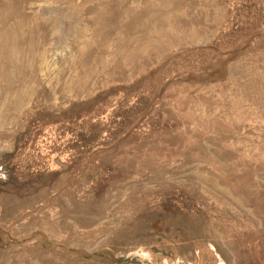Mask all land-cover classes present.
<instances>
[{
	"label": "rangeland",
	"instance_id": "1",
	"mask_svg": "<svg viewBox=\"0 0 264 264\" xmlns=\"http://www.w3.org/2000/svg\"><path fill=\"white\" fill-rule=\"evenodd\" d=\"M0 264H264V0H0Z\"/></svg>",
	"mask_w": 264,
	"mask_h": 264
}]
</instances>
